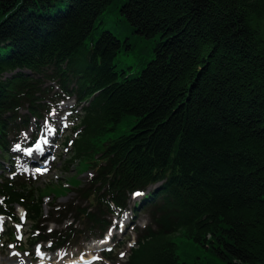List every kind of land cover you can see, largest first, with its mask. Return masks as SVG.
I'll list each match as a JSON object with an SVG mask.
<instances>
[{
    "label": "trees",
    "instance_id": "obj_1",
    "mask_svg": "<svg viewBox=\"0 0 264 264\" xmlns=\"http://www.w3.org/2000/svg\"><path fill=\"white\" fill-rule=\"evenodd\" d=\"M104 15L157 39L150 59L118 68L133 45ZM64 97L80 110L62 171L82 163L92 175L58 217L44 215L40 188L1 176L3 238L15 249L16 205L28 245L50 249L101 238L131 210L148 222L126 264H264V0H0V151L18 120L25 128ZM125 121L129 132L110 137Z\"/></svg>",
    "mask_w": 264,
    "mask_h": 264
},
{
    "label": "rangeland",
    "instance_id": "obj_2",
    "mask_svg": "<svg viewBox=\"0 0 264 264\" xmlns=\"http://www.w3.org/2000/svg\"><path fill=\"white\" fill-rule=\"evenodd\" d=\"M105 21H108V26L112 31L124 41L126 38L129 39L133 45L132 50L121 51L117 58L116 64L118 68L130 69L129 66L134 65L138 54L143 53L146 59L149 58V51H151L155 41L157 40H146L134 34L131 28L124 24V20L120 18L118 21L115 16L104 15L102 17ZM131 70V69H130ZM52 84L55 90L58 86L55 83ZM48 103L51 102L48 100ZM53 103V102H52ZM80 107L76 105L75 98L62 99L56 105H51L49 111L42 112V118L36 120L31 116L24 117L26 119V126L23 128L21 120L17 121V129L13 131V135L10 137V150L4 154L0 151V163L3 167L0 169V181L1 176L7 175L12 177L17 176L22 180H26L28 184L40 188L41 192L45 194L43 197L44 203V214L48 215L47 211L53 210V216L58 217L57 212L59 208L65 206L69 201H75V193L71 189L75 186H83L87 183L88 178L92 175V171L86 169L83 164H71L68 166V171L63 172L65 165V159L67 150L69 147L63 145L64 138L70 133L69 124L70 119L74 118V115L79 112ZM50 112L55 113L49 115ZM21 115L26 114V110H22ZM68 117V118H67ZM48 120L47 127L44 126V121ZM71 123V121H70ZM131 122L125 121L119 125V127L110 134V137H116L121 134L129 132V126ZM67 125V127H65ZM53 129V133L48 135L49 143L44 147L45 151H33V156L27 155L26 150L29 147V141H33L34 145L38 139L43 137V130L47 132V128ZM21 128V129H20ZM19 144L20 148L17 149L15 146ZM44 159V161H42ZM42 163L45 165V171L43 174L36 176L35 169L32 165ZM63 187H67L65 189ZM153 188V187H151ZM139 200V197L130 196L129 206L131 208L134 201ZM53 203L52 208L50 204ZM86 204V203H84ZM17 213L20 214L22 210L17 207ZM148 220V215L139 212L137 216L131 210L125 211L119 216L112 218V226L114 234L110 237L109 243L106 246L96 245L99 248H93L96 244L94 238L81 239L77 245H70L59 248L55 251L47 250L49 243H39L35 247H30L26 241L29 236L30 224L26 223L20 227L19 230H15V233L23 238V244L20 247V251H15L8 243V240L2 238L0 233V264H37L40 257H44L47 264H62L66 261L76 260L79 256L85 255L86 257L94 256L99 257V260H91L81 264H126L127 255L129 251V245L133 244L136 239V233L134 227L142 228ZM72 221V218L64 220L62 225H57L54 222H42V226H46V231L51 228L58 229L63 228ZM114 221H122L125 230L123 228L114 227ZM80 227V226H79ZM4 232V231H3ZM109 232V230H108ZM107 232V234H108ZM122 234V236H121ZM121 236L120 240H125L126 244L124 248H117L118 237ZM25 239V240H24ZM39 246L41 249V255H37L36 248ZM111 249V250H109ZM112 252L111 259H107L103 252ZM121 253L124 256L121 257ZM194 255H201V253L195 251ZM45 264V263H43Z\"/></svg>",
    "mask_w": 264,
    "mask_h": 264
},
{
    "label": "snow or ice",
    "instance_id": "obj_3",
    "mask_svg": "<svg viewBox=\"0 0 264 264\" xmlns=\"http://www.w3.org/2000/svg\"><path fill=\"white\" fill-rule=\"evenodd\" d=\"M54 114H55V113H53V112H50V113H49V115H54ZM47 125H48V120L46 119V120L44 121V126L47 127ZM65 127H67V125H65ZM52 133H53V129L50 128V127H48V128H47V133H46L43 137H41L40 139H38V140L36 141L34 149H27V150H26V154H27V155H32V153H33L34 150H35V151H41V141L43 142V144H48V143H49L48 135H50V134H52ZM15 147H16L17 149H19V148H20V145L17 144ZM37 171L39 172V171H41V170H40V169H37ZM43 171H47V169H43ZM142 195H143V194L140 193V192L133 193V196H134V197H139V196H142ZM21 219L23 220V216L21 217ZM114 227H117V228H123V227H124V224H123L122 221H114ZM17 230H19V227H18ZM51 231H52V229L50 228V229H49V232H51ZM113 234H114V229H113V228H110V229H109V232H108V235H106L105 239H104L103 241H101V243H105V241L109 240L110 237H111ZM133 243H134V242H133ZM131 246H132V244L129 245V247H131ZM109 250H111V249H109ZM36 253H37V255H41V249L39 248V246L36 248ZM120 255H121V257H123V256H124V253H121ZM92 259H93V260H99L100 258L97 257V256H94Z\"/></svg>",
    "mask_w": 264,
    "mask_h": 264
},
{
    "label": "bare ground",
    "instance_id": "obj_4",
    "mask_svg": "<svg viewBox=\"0 0 264 264\" xmlns=\"http://www.w3.org/2000/svg\"><path fill=\"white\" fill-rule=\"evenodd\" d=\"M43 131H44L43 135H45L47 132L45 130H43ZM41 145H45V144H43V142L41 141ZM43 150L45 151V148H43ZM103 240H101V241H103ZM109 240L105 241V243H101V241L99 240L96 242V244L93 246V248H99L96 245L106 246L109 243ZM91 259H92V256L86 257L85 255H82V256H79L78 258H76V260L66 261L62 264H81V263L89 262ZM38 262H39L38 264H43V263L47 264L44 257H40Z\"/></svg>",
    "mask_w": 264,
    "mask_h": 264
},
{
    "label": "water",
    "instance_id": "obj_5",
    "mask_svg": "<svg viewBox=\"0 0 264 264\" xmlns=\"http://www.w3.org/2000/svg\"><path fill=\"white\" fill-rule=\"evenodd\" d=\"M142 194L144 195L145 193L143 192ZM143 195H142V196H143ZM140 197H141V196H140Z\"/></svg>",
    "mask_w": 264,
    "mask_h": 264
}]
</instances>
